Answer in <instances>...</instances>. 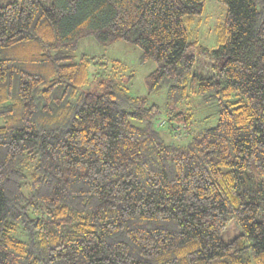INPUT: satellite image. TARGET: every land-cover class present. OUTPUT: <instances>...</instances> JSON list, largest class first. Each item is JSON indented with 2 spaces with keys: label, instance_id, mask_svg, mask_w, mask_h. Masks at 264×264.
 Listing matches in <instances>:
<instances>
[{
  "label": "trees",
  "instance_id": "1",
  "mask_svg": "<svg viewBox=\"0 0 264 264\" xmlns=\"http://www.w3.org/2000/svg\"><path fill=\"white\" fill-rule=\"evenodd\" d=\"M215 1L208 49L187 29L206 0H0V264H264V0ZM85 36L139 47L165 104L82 90L107 68L74 59ZM194 98L213 125L171 111Z\"/></svg>",
  "mask_w": 264,
  "mask_h": 264
},
{
  "label": "rangeland",
  "instance_id": "2",
  "mask_svg": "<svg viewBox=\"0 0 264 264\" xmlns=\"http://www.w3.org/2000/svg\"><path fill=\"white\" fill-rule=\"evenodd\" d=\"M49 5L54 0H41ZM226 12V5L223 2L215 0H206L205 8L202 14L194 15L191 23L187 26L191 40L208 49H215L218 46L216 40L217 25L223 20ZM74 59L77 60L81 55L93 56L107 63L106 70L101 75L98 71L101 67L97 64L89 65V81L81 89L85 91L100 92L97 81L100 76L112 77L117 83L126 88L131 95H146L149 102H156L160 105L165 104L166 89L165 84L161 85L155 91L148 90L146 77L157 67L153 60L141 61V50L135 44L117 40L111 43L102 44L94 36H85L78 40L75 50L72 52ZM114 60L119 61L115 64ZM216 59L207 56L200 57L196 61V69L202 74H211ZM218 106L215 104H204L199 99L194 98L171 107V111H189L192 118L198 124V127L211 126L218 117ZM165 113H162V118ZM205 117V120H204ZM159 121L160 131L167 142L180 143L184 139L178 133V136H171L168 133V125ZM164 124V125H163ZM162 125V126H160ZM183 139V140H182ZM239 228L233 221L229 222L222 232V239L229 241L239 233Z\"/></svg>",
  "mask_w": 264,
  "mask_h": 264
}]
</instances>
